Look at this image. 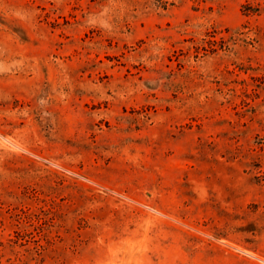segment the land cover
I'll list each match as a JSON object with an SVG mask.
<instances>
[{
    "label": "rangeland",
    "instance_id": "374dc122",
    "mask_svg": "<svg viewBox=\"0 0 264 264\" xmlns=\"http://www.w3.org/2000/svg\"><path fill=\"white\" fill-rule=\"evenodd\" d=\"M0 264H264V0H0Z\"/></svg>",
    "mask_w": 264,
    "mask_h": 264
}]
</instances>
